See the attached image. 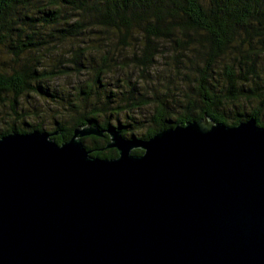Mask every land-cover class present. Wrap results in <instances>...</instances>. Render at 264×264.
Here are the masks:
<instances>
[{
    "label": "water",
    "instance_id": "obj_1",
    "mask_svg": "<svg viewBox=\"0 0 264 264\" xmlns=\"http://www.w3.org/2000/svg\"><path fill=\"white\" fill-rule=\"evenodd\" d=\"M108 135L111 159L81 142ZM0 137V264H264V129L208 116ZM133 150H140L134 155Z\"/></svg>",
    "mask_w": 264,
    "mask_h": 264
},
{
    "label": "trees",
    "instance_id": "obj_2",
    "mask_svg": "<svg viewBox=\"0 0 264 264\" xmlns=\"http://www.w3.org/2000/svg\"><path fill=\"white\" fill-rule=\"evenodd\" d=\"M3 49L13 66H0L8 109L0 137L58 132L52 139L61 144L90 124L147 140L204 115L230 127L254 119L264 129V0H0ZM36 53L43 57L27 61ZM113 73L127 78L106 82ZM67 74L88 77L67 95L72 115L56 117L50 131L30 124L21 99L58 102L49 83ZM146 106L149 115L135 118ZM108 140L81 138L89 156L111 159Z\"/></svg>",
    "mask_w": 264,
    "mask_h": 264
},
{
    "label": "rangeland",
    "instance_id": "obj_3",
    "mask_svg": "<svg viewBox=\"0 0 264 264\" xmlns=\"http://www.w3.org/2000/svg\"><path fill=\"white\" fill-rule=\"evenodd\" d=\"M63 51H66V48L63 49ZM61 52V53H64ZM45 56H47V53H43ZM41 54H28L27 55V61H34L35 58H37ZM42 56V55H41ZM44 56V57H45ZM43 57V56H42ZM264 63V62H263ZM0 66L1 68H4V70H8L9 67L13 66L12 57L7 52L6 49H3L0 53ZM73 72V71H71ZM88 77H81L80 75H74V74H67L66 76L58 77L51 83H49V86L53 88L54 92H57V95L59 96V101L51 103L50 100H45L43 97L35 96V94H29V96H24L20 103L21 107L26 110L25 113L29 114L28 116V122L32 125L39 124L41 125L46 131H50L52 129V125L54 122V119L56 117H59V119L63 122L64 117H68L69 115H72V112H68L71 108L67 105V100L69 97L67 95L73 94L74 91H76L77 88L80 86L84 87L85 80ZM127 74L122 73H113L110 74L107 77L108 83L119 84L118 80L126 79ZM179 81H175L174 85H177ZM141 85H144L143 81L139 83ZM140 85H138L137 88H139ZM64 97V99H63ZM7 105V104H6ZM7 106L3 108L0 104V119L4 118L7 119V117L4 115L5 112H7ZM151 112L150 107H141L137 110V115L139 117H135L137 119H143L146 118L149 113ZM60 113L58 116L57 114Z\"/></svg>",
    "mask_w": 264,
    "mask_h": 264
}]
</instances>
